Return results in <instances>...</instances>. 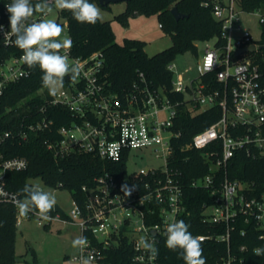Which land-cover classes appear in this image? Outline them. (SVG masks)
Wrapping results in <instances>:
<instances>
[{
    "label": "built area",
    "instance_id": "obj_1",
    "mask_svg": "<svg viewBox=\"0 0 264 264\" xmlns=\"http://www.w3.org/2000/svg\"><path fill=\"white\" fill-rule=\"evenodd\" d=\"M241 1L204 2L221 24L223 43L217 38L213 39L214 43L211 40L204 42L205 49L197 65L198 78L188 83L182 76L173 79L172 91L184 95V99L176 103L170 101L163 87L150 86L143 73L140 74L141 84L134 85L131 92L114 93L101 79L104 59L100 52L75 57L72 46L61 50V54L68 55L70 63L79 65L80 75L63 85L55 96L45 98V104L38 111L44 113L49 107L62 106L71 112L72 122L55 129L54 121L44 117L30 124L23 121L15 130L0 126V203L16 208L18 226L35 213L19 214L15 201L23 197L8 187L7 179L9 173L25 171L29 161L21 156L5 158L2 149L8 142L23 144L30 133L48 129L44 143L56 158L78 152L114 164L127 159L131 150L148 149L164 162L163 168L142 169L128 177L126 171L117 173L118 176L105 173L96 180V186L83 188V204L73 199L71 212L64 221L78 225L81 236L87 238V245L80 248V254L74 258L79 264L83 259H90V264H107L109 251L119 247L124 237L132 250L130 264H161L159 245L166 243L167 224L174 220L185 222L190 217L184 171L172 164L177 150L175 143L182 135L176 125L178 107L186 105L194 114L202 108L219 107L222 110L218 122L195 134L188 145L180 148L182 152L205 150L203 157L209 173L193 179L191 186L210 190L211 199L202 205V224H215L226 229L223 235H193L199 236L202 242L225 241L229 247L231 231L238 221L255 222L264 231V190L256 194L253 183L232 179L228 172L239 152L264 158V49L260 48L264 45L261 43L264 9L245 11ZM9 2L0 0V19L9 17L5 8ZM32 2L35 4L36 0ZM243 14L258 17L260 40H255L244 26ZM41 18L40 13L32 17L33 20ZM56 21L58 23L59 18ZM2 25L3 31L9 30L8 22ZM5 43L12 45L6 39ZM251 45L256 46L255 52L239 54ZM22 57L23 54L12 57L0 65V100L8 85L30 77L31 68ZM172 69L173 65H170L169 70ZM122 185L130 189L135 186L130 196H125ZM50 215L52 219L47 222L59 219L55 214ZM141 236L154 242L158 249L155 257L137 248ZM260 240L263 242L260 248H264V239ZM234 262L236 259L229 254L226 264Z\"/></svg>",
    "mask_w": 264,
    "mask_h": 264
},
{
    "label": "trees",
    "instance_id": "obj_2",
    "mask_svg": "<svg viewBox=\"0 0 264 264\" xmlns=\"http://www.w3.org/2000/svg\"><path fill=\"white\" fill-rule=\"evenodd\" d=\"M10 0H5L9 2ZM206 0H132L126 3V10L116 19L128 27L132 18L139 16H158L162 30L171 37L172 46L152 57L146 52L147 42L139 39L125 38L123 43L116 41L112 21H98L95 24L77 22L70 11L60 10L59 22L63 19L72 39V54L75 57H88L100 52L104 64L101 69V79L109 89L121 95L131 92L134 85L141 84L140 74H144L150 86L163 87L172 103L182 101V93L172 91L173 72L169 66L179 54L187 51L198 53L197 42H207L215 38L223 43L221 24L212 16L211 8L206 7ZM97 3L98 0H91ZM110 6V5H109ZM106 6L104 8H109ZM245 11L257 8L264 9V0H242ZM177 7L180 13L187 17L177 21L171 10ZM9 23V17L3 16L0 24ZM264 44V35L261 40ZM23 52L14 45H6L0 32V65L12 57H19ZM42 72L39 68H31L29 78L8 85L0 100V126L2 129H17L21 123L30 124L46 117L54 121L55 129L68 125L73 120L71 112L62 107H49L44 113L38 110L45 104V98L51 94L39 92L45 89L41 83ZM69 77H65L66 85ZM179 116L176 125L181 130V137L176 141V153L172 164L184 171L186 187V205L190 217L185 221L192 234L223 235L226 229L215 224H202L204 202L209 201L210 190L195 189L191 182L195 178L206 176L208 165L204 162V151L189 149L181 151L188 145L193 136L218 122L222 117L219 107L206 109L200 113H192L186 105L178 107ZM49 130L32 132L23 144L17 141L8 142L2 149L5 158L14 156L25 157L29 167L22 172L8 174V187L20 192L25 185H32L30 180L41 179L45 185L53 189L68 190L73 199L83 204L84 187L96 186V180L107 172L114 175L126 171V159L120 163L104 162L87 153H72L65 158H56L47 149L45 140ZM58 138V137H57ZM188 157V160L186 159ZM229 176L241 182L253 183L256 194L264 190V158H253L244 152H239L229 166ZM118 176V175H116ZM22 196V195H21ZM23 197V196H22ZM57 214L55 211L51 212ZM62 217L66 215L61 212ZM49 224H46V227ZM18 231L17 210L14 206L0 203V264H16V236ZM245 234L242 235V232ZM264 231L255 222L238 221L231 231L229 247L227 242L208 240L202 242L203 256L206 264H226L229 254L236 259L234 264H264V256H256L253 249L263 247L260 235ZM122 244L109 251L107 264H130L132 250L127 239H121ZM244 248V249H243ZM161 264H185L180 251H171L166 243L159 245Z\"/></svg>",
    "mask_w": 264,
    "mask_h": 264
},
{
    "label": "clouds",
    "instance_id": "obj_3",
    "mask_svg": "<svg viewBox=\"0 0 264 264\" xmlns=\"http://www.w3.org/2000/svg\"><path fill=\"white\" fill-rule=\"evenodd\" d=\"M9 14V30L0 32L8 43L23 52L22 59L29 68H39L42 72L41 83L53 96L63 88L65 77L75 81L81 72L78 64L69 62L66 54L61 50L70 48V38L61 39L63 28L51 17L54 10H67L79 23L95 24L103 19L101 8L91 0H10L5 5ZM41 19L33 20L36 14ZM135 186L128 188L122 185L125 196H130ZM23 199L17 198L15 203L21 216L30 212L38 214L42 220L48 221L50 213L57 205L56 196L51 191H45L39 185H25L20 190ZM189 225L183 220H174L166 226V246L171 251H180L185 264H206L203 256L202 239L189 231ZM264 239V236L260 237ZM88 243L87 238L79 236L72 241L74 248H82ZM137 248H142L153 257L158 254L154 242L141 236L137 241ZM256 256H264V248L253 249ZM82 264H90V259H83Z\"/></svg>",
    "mask_w": 264,
    "mask_h": 264
},
{
    "label": "rangeland",
    "instance_id": "obj_4",
    "mask_svg": "<svg viewBox=\"0 0 264 264\" xmlns=\"http://www.w3.org/2000/svg\"><path fill=\"white\" fill-rule=\"evenodd\" d=\"M101 8L102 21H112V27L116 35V41L123 43L125 38L139 39L147 42L146 52L152 57L162 51L168 50L172 46V39L161 28L158 16H139L132 18L129 26L124 27L116 17L126 10V3L111 4L109 8ZM60 10H54L49 18H59ZM244 26L251 31L255 40L261 39V28L258 17L255 15L243 14ZM63 28L61 39L68 38V27L63 19L60 20ZM214 43V40L210 41ZM198 53L187 51L179 54L173 61V79L178 80L182 76L185 82H190L199 77L197 65L202 58L205 43L197 42ZM62 89V88H61ZM60 89V90H61ZM46 88L39 94L44 95ZM59 90V91H60ZM202 108L198 113L204 111ZM164 162L155 158L151 150L139 149L131 150L126 159V175L137 173L142 169L163 168ZM32 185H39L45 191H51L56 196L57 205L65 215H69L72 209L73 197L68 190L53 189L44 184L41 179L30 180ZM58 218L47 222L40 220L38 216L32 214L30 218H25L18 226L15 254L16 264H79L74 258L80 254V248H74L72 241L81 236V228L66 220L61 214H56ZM46 224H49L46 227Z\"/></svg>",
    "mask_w": 264,
    "mask_h": 264
},
{
    "label": "water",
    "instance_id": "obj_5",
    "mask_svg": "<svg viewBox=\"0 0 264 264\" xmlns=\"http://www.w3.org/2000/svg\"><path fill=\"white\" fill-rule=\"evenodd\" d=\"M132 0H98L99 2V5L101 7H106V6H109L111 4H115V3H121V2H130ZM171 13L172 15L174 16V18L179 21L185 17H187L186 15L182 14L179 12V10L177 9V7H174L172 10H171ZM261 49H264V45L260 47ZM256 51V46L255 45H251L249 47H246L242 50L239 51V54L243 53V52H255ZM55 210L57 212H62V210L59 208V206H55Z\"/></svg>",
    "mask_w": 264,
    "mask_h": 264
}]
</instances>
